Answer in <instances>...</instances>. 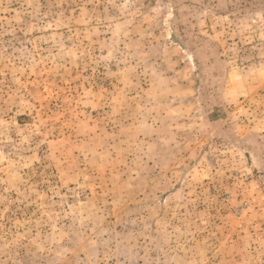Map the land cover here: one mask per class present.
<instances>
[{
    "label": "rangeland",
    "instance_id": "obj_1",
    "mask_svg": "<svg viewBox=\"0 0 264 264\" xmlns=\"http://www.w3.org/2000/svg\"><path fill=\"white\" fill-rule=\"evenodd\" d=\"M0 264H264V0H0Z\"/></svg>",
    "mask_w": 264,
    "mask_h": 264
}]
</instances>
